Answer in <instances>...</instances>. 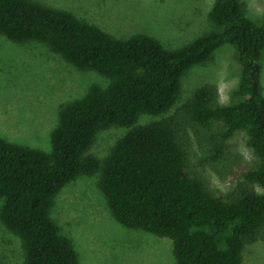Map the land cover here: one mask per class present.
Here are the masks:
<instances>
[{"label": "trees", "instance_id": "trees-1", "mask_svg": "<svg viewBox=\"0 0 264 264\" xmlns=\"http://www.w3.org/2000/svg\"><path fill=\"white\" fill-rule=\"evenodd\" d=\"M215 30L178 49L147 34L120 39L69 11L33 0H0V33L15 42L43 43L69 63L108 76L107 87L63 105L44 151L0 137L1 221L22 243L25 264H80L52 211L60 191L80 176L99 174L115 219L130 229L170 238L177 264H242L250 245L264 242V21L251 20L240 0H216ZM236 48L240 101L224 105L207 83L175 111L139 124L143 114L173 108L181 80L224 45ZM127 128L101 160L89 150L99 132ZM244 130L256 167L219 195L189 167L191 134L219 161Z\"/></svg>", "mask_w": 264, "mask_h": 264}, {"label": "rangeland", "instance_id": "rangeland-1", "mask_svg": "<svg viewBox=\"0 0 264 264\" xmlns=\"http://www.w3.org/2000/svg\"><path fill=\"white\" fill-rule=\"evenodd\" d=\"M71 12L109 34L125 39L151 35L168 49L182 48L216 29L210 12L216 0H33ZM255 23L264 21V0H240ZM236 48L224 45L206 63L192 67L181 80L173 108L159 115L143 114L139 124L171 115L194 91L207 83L218 87L220 103L234 104L242 71L235 60ZM264 52V51H263ZM264 94V53L261 58ZM112 79L92 69H82L53 53L47 45L15 42L0 33V137L9 142L51 150V133L63 105L84 97L91 86L107 87ZM128 132L112 127L98 133L89 154L104 160ZM248 134L238 131L228 142L223 157L212 161V146L191 134L189 167L207 176L219 195L233 189L254 169L258 158L248 145ZM100 175L80 176L58 194L52 218L70 238L80 264H177L174 244L144 230L119 223L99 187ZM258 192L264 188L257 185ZM4 200L0 199V212ZM0 264H25L21 240L0 218ZM242 264H264V242L244 251Z\"/></svg>", "mask_w": 264, "mask_h": 264}]
</instances>
